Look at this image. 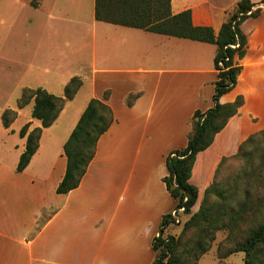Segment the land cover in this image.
Wrapping results in <instances>:
<instances>
[{"label": "crops", "instance_id": "crops-1", "mask_svg": "<svg viewBox=\"0 0 264 264\" xmlns=\"http://www.w3.org/2000/svg\"><path fill=\"white\" fill-rule=\"evenodd\" d=\"M31 1L29 7L48 17L60 3L63 15L81 18L87 0H36V6ZM238 1L170 0V10L176 14L189 9L194 26H209L217 33ZM250 1L252 10L260 12L240 25L246 36L245 54L236 58L241 70L234 88L219 98L227 103L241 95L244 102L212 144L196 155L189 179L198 189L194 207L222 158L264 129V2ZM90 12L88 28L74 20L92 36L97 64L91 70L93 92L81 113L91 98L103 99L114 120L98 139L79 185L67 193H56V187L66 169L63 145L77 122L54 128L61 126L54 125L61 112L54 124L42 129L38 148L21 172L15 167L25 137L15 146V166L7 167L0 156V264H151L152 241L175 205L163 181L166 155L186 146L193 113L213 105L216 70L207 58L215 55L214 44L98 22L94 0ZM145 37L156 41L153 51L146 49ZM97 77L132 80L135 88L113 92L106 83L96 93ZM132 94L137 97L128 105ZM32 120V128L40 126ZM8 129L15 132L11 125ZM47 209L52 211L37 224Z\"/></svg>", "mask_w": 264, "mask_h": 264}, {"label": "trees", "instance_id": "trees-1", "mask_svg": "<svg viewBox=\"0 0 264 264\" xmlns=\"http://www.w3.org/2000/svg\"><path fill=\"white\" fill-rule=\"evenodd\" d=\"M30 4L36 6V0ZM253 6L250 0H239L236 9L215 33L209 26H194L189 9L172 14L170 0H94L96 21L216 46L213 58L216 70L213 105L203 112L197 110L193 113L186 146L168 153L165 158L167 174L163 181L175 200L174 208L184 207L179 214L190 216L178 237H163L161 233L154 237L152 249L155 257L151 264H198L202 255L209 250L217 231L231 232L241 225L247 226L241 231V238L217 253L216 264H225L222 260L236 252L244 253V264H264V129L250 134L233 155L222 158L239 159V174L230 177L227 185L217 184L213 176L194 212L191 209L196 204L198 189L189 181L196 155L212 144L216 134L244 102L241 95L227 103H220L219 98L236 85L241 70L236 58L241 59L246 51V36L240 25L247 17L259 14L260 9L252 10ZM81 85L78 76L71 77L61 97L41 87L23 89L17 107L22 109L33 100L30 116L39 120L40 126L28 131L31 124L28 121L19 129V136L25 137V147L18 158L16 172H21L28 165L38 148L42 129L54 123L64 103L75 96ZM136 97L137 94L129 95L127 104L130 105ZM16 117V110H3L0 117L3 128L8 129ZM113 120L112 110L103 99L91 98L88 101L63 145L66 169L56 193H67L79 185L94 157L98 139ZM173 222L179 221L166 214L160 228ZM188 230L192 231L191 236L182 241Z\"/></svg>", "mask_w": 264, "mask_h": 264}, {"label": "rangeland", "instance_id": "rangeland-1", "mask_svg": "<svg viewBox=\"0 0 264 264\" xmlns=\"http://www.w3.org/2000/svg\"><path fill=\"white\" fill-rule=\"evenodd\" d=\"M27 2L28 0H0V117L3 110L7 108L17 111V117L11 124L16 133H12L11 129L6 131L0 119V156L7 167L15 166L14 159L17 151L15 146L20 147L24 142L20 139L17 131L23 124L31 120V103L22 109L17 107L23 89L41 87L47 92L61 97L69 79L78 76L82 81L81 87L71 100L64 103L57 122L59 124L53 123L61 125L54 128L65 126V122L75 124L78 118L76 116L81 114L86 100L93 92L91 70L94 65L97 66L94 59L92 60L94 56L91 48L92 36L87 29L83 31L82 27L79 28V25L74 22V20L80 22L87 28L92 24L90 0L81 5V18L75 17L76 14L73 18L63 15L60 3L55 10L54 7L51 11L46 9L50 14H53V17H48L47 12L34 10L27 5ZM67 10H71V8L68 7ZM105 26L107 25L101 24L100 27ZM145 39L146 49L153 51L156 41L150 37H145ZM161 50L165 51L166 49ZM207 57H209L208 54ZM213 58L214 56L207 58L208 66L209 62L210 65H213ZM95 81L96 93L106 83L110 89H113V92H119L128 86L135 88L132 80H102L101 77H97ZM32 121L37 125L40 124L39 120ZM31 129L30 125L28 131ZM240 165L239 159L222 160L220 166L215 170L213 180L217 184L227 185L226 182L230 177L239 174ZM197 208L198 206H193L191 211L194 212ZM51 211L52 209H47L42 212L37 224H40ZM178 216V223L173 222L163 229L159 228L157 236L161 233L163 237H178L190 214L183 216L178 214ZM246 227V225H241L238 230L231 232L217 231L209 250L202 255L199 264H215L217 253L220 250H225L235 240H239L241 231ZM191 234L192 231L188 230L182 241L188 239ZM222 263L244 264V253L230 254L222 260Z\"/></svg>", "mask_w": 264, "mask_h": 264}, {"label": "built area", "instance_id": "built-area-1", "mask_svg": "<svg viewBox=\"0 0 264 264\" xmlns=\"http://www.w3.org/2000/svg\"><path fill=\"white\" fill-rule=\"evenodd\" d=\"M183 211H184V207L174 208V209L171 211L170 215H171V217H172L176 222H178V219H179L178 214L181 213V212H183Z\"/></svg>", "mask_w": 264, "mask_h": 264}]
</instances>
